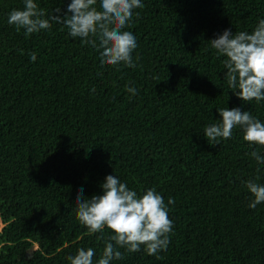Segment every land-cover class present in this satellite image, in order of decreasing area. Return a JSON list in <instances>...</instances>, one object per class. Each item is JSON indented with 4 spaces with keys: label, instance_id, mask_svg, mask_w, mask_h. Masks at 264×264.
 I'll use <instances>...</instances> for the list:
<instances>
[{
    "label": "trees",
    "instance_id": "16d2710c",
    "mask_svg": "<svg viewBox=\"0 0 264 264\" xmlns=\"http://www.w3.org/2000/svg\"><path fill=\"white\" fill-rule=\"evenodd\" d=\"M34 2L52 26L26 36L8 23L24 0H0V264H70L80 248L97 264L114 233H91L75 199L102 195L108 175L138 195L156 189L174 224L166 251L120 248L111 264H264V203L250 208L246 187L264 185L251 156L264 146L239 127L216 145L204 135L218 108L264 123V101L232 92L210 41L254 31L264 0H141L122 29L136 37L135 68L102 65L98 37L85 44L51 21L72 0Z\"/></svg>",
    "mask_w": 264,
    "mask_h": 264
},
{
    "label": "clouds",
    "instance_id": "9594fccd",
    "mask_svg": "<svg viewBox=\"0 0 264 264\" xmlns=\"http://www.w3.org/2000/svg\"><path fill=\"white\" fill-rule=\"evenodd\" d=\"M97 0H72L67 7L66 15H53L50 19L69 29V35L79 37L85 44L99 48L102 65L117 66L123 64L135 68L132 53L137 48V40L130 31H122L132 19L133 11L143 8L141 0H100V9L95 5ZM61 12L60 8L55 10ZM138 16L139 14L136 13ZM45 12L39 9L34 0H24L23 10L14 9L9 13L8 23L17 30H25V35L50 30L49 19H44ZM211 47L218 56H223L226 69L224 78L233 93L245 103L255 100L264 101V20H260L251 33L237 32L230 29L212 39ZM31 60H36L35 53ZM133 95L135 88L127 89ZM222 119L220 123L206 126L204 135L211 145L219 144L220 139H230L233 130L243 129V140L250 145L264 146V123L253 117L249 111L241 108H218ZM258 163H264V156L258 150L251 152ZM102 195H93L90 199L84 196L83 188L77 190L75 203L79 222L91 233H103L105 227L114 235L106 243L102 256L97 264H111L121 260L124 254L143 250L148 255H157L166 251L173 231V221L169 218L164 198L156 191L149 189L138 195L121 183L115 175H108L101 185ZM246 187L254 197L249 207L255 209L264 203V185L252 180L246 181ZM175 201L169 198L168 203ZM98 239H103L101 235ZM114 242V243H113ZM95 250L80 248L75 256H69L70 264H93Z\"/></svg>",
    "mask_w": 264,
    "mask_h": 264
},
{
    "label": "rangeland",
    "instance_id": "374dc122",
    "mask_svg": "<svg viewBox=\"0 0 264 264\" xmlns=\"http://www.w3.org/2000/svg\"><path fill=\"white\" fill-rule=\"evenodd\" d=\"M2 226H3V223H2V222H0V231H1V228H2Z\"/></svg>",
    "mask_w": 264,
    "mask_h": 264
}]
</instances>
